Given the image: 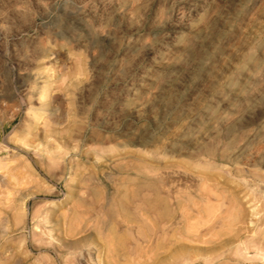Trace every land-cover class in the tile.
Listing matches in <instances>:
<instances>
[{"label": "rangeland", "instance_id": "1", "mask_svg": "<svg viewBox=\"0 0 264 264\" xmlns=\"http://www.w3.org/2000/svg\"><path fill=\"white\" fill-rule=\"evenodd\" d=\"M0 264H264V0H0Z\"/></svg>", "mask_w": 264, "mask_h": 264}, {"label": "bare ground", "instance_id": "2", "mask_svg": "<svg viewBox=\"0 0 264 264\" xmlns=\"http://www.w3.org/2000/svg\"><path fill=\"white\" fill-rule=\"evenodd\" d=\"M47 90H49V87H48V86H45V92H46ZM191 227H192V225H191Z\"/></svg>", "mask_w": 264, "mask_h": 264}]
</instances>
